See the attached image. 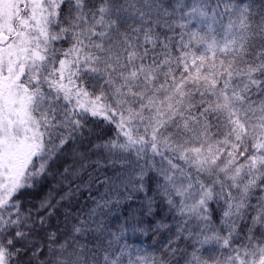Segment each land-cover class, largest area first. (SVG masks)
<instances>
[{"label":"snow or ice","instance_id":"obj_1","mask_svg":"<svg viewBox=\"0 0 264 264\" xmlns=\"http://www.w3.org/2000/svg\"><path fill=\"white\" fill-rule=\"evenodd\" d=\"M0 264H264V0H0Z\"/></svg>","mask_w":264,"mask_h":264},{"label":"trees","instance_id":"obj_2","mask_svg":"<svg viewBox=\"0 0 264 264\" xmlns=\"http://www.w3.org/2000/svg\"><path fill=\"white\" fill-rule=\"evenodd\" d=\"M133 206H135V205H133ZM126 211H127L126 209L122 208L119 210V212L117 214L120 216H123L124 214H126ZM163 239H164L163 236L157 237V241H161ZM129 240L131 243L140 245L141 247H149V246H152L154 243L151 233H149V235H147V236H141L139 234L133 236L130 234Z\"/></svg>","mask_w":264,"mask_h":264}]
</instances>
